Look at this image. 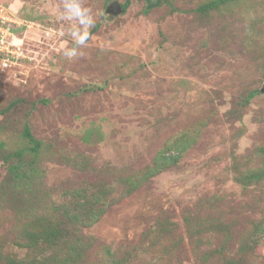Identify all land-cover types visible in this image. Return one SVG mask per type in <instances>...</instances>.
I'll use <instances>...</instances> for the list:
<instances>
[{"label": "rangeland", "instance_id": "rangeland-1", "mask_svg": "<svg viewBox=\"0 0 264 264\" xmlns=\"http://www.w3.org/2000/svg\"><path fill=\"white\" fill-rule=\"evenodd\" d=\"M110 1L0 0V264H264V0Z\"/></svg>", "mask_w": 264, "mask_h": 264}, {"label": "clouds", "instance_id": "clouds-1", "mask_svg": "<svg viewBox=\"0 0 264 264\" xmlns=\"http://www.w3.org/2000/svg\"><path fill=\"white\" fill-rule=\"evenodd\" d=\"M59 19L74 22L67 29V35L73 41V46L63 50V55L71 60L82 55L80 49L92 38L90 29L94 27L96 21L91 10L83 5L82 0H63ZM64 34L61 32V35Z\"/></svg>", "mask_w": 264, "mask_h": 264}, {"label": "built area", "instance_id": "built-area-1", "mask_svg": "<svg viewBox=\"0 0 264 264\" xmlns=\"http://www.w3.org/2000/svg\"><path fill=\"white\" fill-rule=\"evenodd\" d=\"M12 16L7 8L0 4V68L2 69H6L13 62L8 60L9 57L17 61L21 55L18 47L12 43L13 38H16L12 28H21L24 24L13 19Z\"/></svg>", "mask_w": 264, "mask_h": 264}, {"label": "trees", "instance_id": "trees-1", "mask_svg": "<svg viewBox=\"0 0 264 264\" xmlns=\"http://www.w3.org/2000/svg\"><path fill=\"white\" fill-rule=\"evenodd\" d=\"M128 1L129 0H126L124 4H119L123 8L122 12L127 8L128 4H129ZM157 1L159 3L164 2V0H157ZM233 1H236V0H214V1L210 2V3H208V4H204V5L200 6V7H198L197 10L200 11L201 13H206L208 11L216 9L220 5H224L226 3L233 2ZM12 31L13 32L15 31V33H16L18 31V29H13L12 28ZM256 93H257V91H254L253 93H251L248 96L247 99L248 100L251 99L252 97H254V95H256ZM247 99H246V102L248 101ZM23 136L25 138H28L29 140H32L29 128L27 126L24 128ZM36 148H37V145H35L34 150H36Z\"/></svg>", "mask_w": 264, "mask_h": 264}, {"label": "water", "instance_id": "water-1", "mask_svg": "<svg viewBox=\"0 0 264 264\" xmlns=\"http://www.w3.org/2000/svg\"><path fill=\"white\" fill-rule=\"evenodd\" d=\"M146 1V6L147 8H151L156 6V4L158 3L157 1H151V0H145ZM117 14V13H121L123 8L121 5H119L116 1L112 0L109 2V4L107 5V12L113 11Z\"/></svg>", "mask_w": 264, "mask_h": 264}]
</instances>
